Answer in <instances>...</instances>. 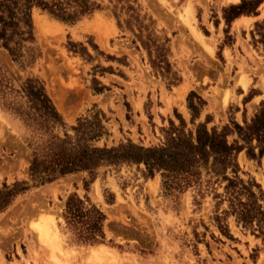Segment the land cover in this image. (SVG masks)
Returning a JSON list of instances; mask_svg holds the SVG:
<instances>
[{
  "label": "rangeland",
  "instance_id": "obj_1",
  "mask_svg": "<svg viewBox=\"0 0 264 264\" xmlns=\"http://www.w3.org/2000/svg\"><path fill=\"white\" fill-rule=\"evenodd\" d=\"M94 1L100 8L73 24L31 8V45L39 52L32 64L18 67L0 48V187L27 179L25 129L1 103L19 100L15 90L27 77L42 81L67 126L99 112L105 133L94 144L107 147L127 141L160 146L170 122H182L184 131L198 122L207 129H232V122L242 124L264 103V50L255 20L226 27L221 17V8L239 0ZM258 1L256 10L264 14V0ZM127 4L144 15L159 42L168 39L166 71L152 68L131 32L117 26L113 13L123 26ZM69 43L76 50L82 46L89 57L70 50ZM239 77L247 81L245 89ZM233 138L226 136L228 142ZM236 163L238 178L251 183L264 206V154L251 159L241 150ZM95 172L86 192L87 176L78 171L17 194L0 212V264H264V220L261 230L255 224L252 230L225 215L220 178L201 169L196 182L177 188L164 186L160 171L148 174L142 163L99 166ZM71 192L86 195L104 214L101 239L80 242L63 222ZM215 215L229 236L219 230ZM42 221L50 224L49 234L58 235V245L41 241Z\"/></svg>",
  "mask_w": 264,
  "mask_h": 264
},
{
  "label": "trees",
  "instance_id": "obj_2",
  "mask_svg": "<svg viewBox=\"0 0 264 264\" xmlns=\"http://www.w3.org/2000/svg\"><path fill=\"white\" fill-rule=\"evenodd\" d=\"M258 4V0H239L238 3L221 8L224 25L227 27L239 15H256ZM32 7L65 24H73L81 16L100 8L94 0H0V48L7 52L18 67L32 64L39 56V52L36 49L34 52L31 45L34 41L30 15ZM122 8L126 12L123 26L118 14L113 13L117 26L131 32L133 42L137 40L146 51L152 68L166 71L169 66L166 58L168 39L159 42L152 30H148V24L143 22L144 15H140L131 5ZM262 25L264 19L253 22V26L258 29L257 41L264 50V31H260ZM223 32L227 31L224 29ZM253 36L251 32V38ZM74 45L69 43L70 50L89 57L82 46L76 50ZM15 93H18L19 100H2L1 103L22 123L25 129L22 142L30 158L26 167V180L2 183L0 212L17 194L65 174L85 172L87 178H82V187L86 192L99 166L142 163L148 174L160 171L164 186L175 184L180 188V185L196 182L201 169L216 179L220 178L225 181L223 189L228 207L223 211L224 214L233 215L243 227L252 228L255 224L257 230H261L264 206L257 203L250 189L251 183L245 184L238 178L236 154L244 150L245 156L251 159L264 154L263 102L259 103L258 109L248 120L242 119V124L232 122V129L227 125L220 129L214 126L207 129L202 122H198L193 131H184L182 122L178 126L170 122L160 146L142 147L127 141L107 147L105 144H94L105 133L99 112L90 118L77 119L74 125L67 126L38 78H25ZM228 134L234 135L230 142L226 139ZM228 172L232 175L228 176ZM61 215L76 240L93 243L103 237L104 214L86 195L79 197L73 192L69 193L65 197ZM220 219L214 216L219 230L229 236L225 225L220 224Z\"/></svg>",
  "mask_w": 264,
  "mask_h": 264
},
{
  "label": "bare ground",
  "instance_id": "obj_3",
  "mask_svg": "<svg viewBox=\"0 0 264 264\" xmlns=\"http://www.w3.org/2000/svg\"><path fill=\"white\" fill-rule=\"evenodd\" d=\"M188 8H189V6H188ZM188 10H190V8L189 9H187V11ZM193 11V10H192ZM244 23L246 24L247 23V21H244ZM193 34H195L196 35V37H197V39L198 40H202L204 37L202 36V34L200 33V32H197V31H195ZM241 78H242V76H241ZM240 77L238 78V80L240 81V84L243 86V88L245 89L246 87H247V81L245 80V79H241ZM237 80V81H238ZM184 89V88H183ZM180 105H181V103H180ZM60 108V107H59ZM47 220V219H46ZM49 221H52V220H49ZM44 221H42V225H40V223H39V227H37V230H38V233H39V237H40V239H41V241H43L44 243H46L48 246H50V247H53V246H56V245H58V235L55 233L53 236L51 235V234H49V231H50V228L48 227L49 225H48V223L47 222H45V223H43ZM52 223V222H51ZM53 226V224L51 225V227ZM52 229V228H51ZM49 236H52V238H51V240H50V245H49ZM101 247V246H100ZM103 248V247H102ZM101 248V249H102ZM100 249V248H99ZM105 250V249H104ZM101 252H103V251H101ZM58 264H60V263H58Z\"/></svg>",
  "mask_w": 264,
  "mask_h": 264
},
{
  "label": "crops",
  "instance_id": "obj_4",
  "mask_svg": "<svg viewBox=\"0 0 264 264\" xmlns=\"http://www.w3.org/2000/svg\"><path fill=\"white\" fill-rule=\"evenodd\" d=\"M264 17V14H261V9L258 7L257 14L256 15H239L238 17L234 18L230 23L234 24L235 21H249L248 25L252 23V21ZM238 29H243V25L239 24L236 26Z\"/></svg>",
  "mask_w": 264,
  "mask_h": 264
}]
</instances>
